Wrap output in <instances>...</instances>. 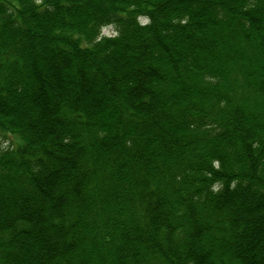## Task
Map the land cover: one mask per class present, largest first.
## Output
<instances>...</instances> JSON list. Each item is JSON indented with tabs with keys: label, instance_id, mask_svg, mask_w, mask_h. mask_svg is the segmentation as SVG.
Masks as SVG:
<instances>
[{
	"label": "trees",
	"instance_id": "trees-1",
	"mask_svg": "<svg viewBox=\"0 0 264 264\" xmlns=\"http://www.w3.org/2000/svg\"><path fill=\"white\" fill-rule=\"evenodd\" d=\"M0 264H264V0H0Z\"/></svg>",
	"mask_w": 264,
	"mask_h": 264
},
{
	"label": "rangeland",
	"instance_id": "rangeland-1",
	"mask_svg": "<svg viewBox=\"0 0 264 264\" xmlns=\"http://www.w3.org/2000/svg\"><path fill=\"white\" fill-rule=\"evenodd\" d=\"M107 31H109V29H104V33H107Z\"/></svg>",
	"mask_w": 264,
	"mask_h": 264
}]
</instances>
